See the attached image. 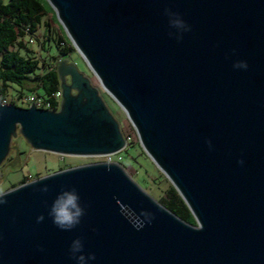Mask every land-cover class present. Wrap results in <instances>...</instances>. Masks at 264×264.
<instances>
[{
	"label": "water",
	"instance_id": "95a60500",
	"mask_svg": "<svg viewBox=\"0 0 264 264\" xmlns=\"http://www.w3.org/2000/svg\"><path fill=\"white\" fill-rule=\"evenodd\" d=\"M46 1L196 225L119 164L91 163L0 194V264H74L75 237L95 254L93 264H264V0ZM164 8L191 26L180 41L168 35ZM237 60L247 70L233 69ZM65 63L57 66L58 111L0 103V162L17 132L32 148L63 155L111 156L126 147L98 90ZM66 187L85 208L70 232L47 217Z\"/></svg>",
	"mask_w": 264,
	"mask_h": 264
},
{
	"label": "rangeland",
	"instance_id": "374dc122",
	"mask_svg": "<svg viewBox=\"0 0 264 264\" xmlns=\"http://www.w3.org/2000/svg\"><path fill=\"white\" fill-rule=\"evenodd\" d=\"M3 1L8 2L9 0ZM46 2L51 12L46 14L44 19L49 22L50 28L55 30L59 35L58 27L60 26L62 29L63 27L56 19L54 8L48 1ZM53 13L55 15L54 20L52 19ZM21 41L26 43V45H28L27 47L33 52L40 54L47 62H55L53 57L59 55V51L52 40L47 42L49 45L48 52L41 49V42L46 41L43 27L39 28L36 32L34 43H29V38L27 36L24 39L21 38ZM64 59L66 60V65L71 64L73 67H76L79 72L88 78L90 85L98 90L99 96L102 97L104 103L119 123L122 136L126 141V147L121 152L111 156L63 155L32 148L31 143H29L20 132H17V135L12 138L10 149L0 162V194L15 188L14 186L21 185L24 180L30 182L60 170L91 163L108 162L119 164L143 190L152 195L156 200L159 199L162 190L171 182L142 149L137 133L129 121L126 112L111 95L105 91L97 76L75 47L69 54V57L63 58L62 60ZM59 63L60 60L57 66H59ZM67 82H70L69 78ZM38 93H41V90H39ZM72 93L75 94V91H72ZM17 96L14 86H11L6 99L7 103L10 104V101H14L20 107H29L24 99L20 100ZM61 100L62 91L61 97L59 98L60 103Z\"/></svg>",
	"mask_w": 264,
	"mask_h": 264
},
{
	"label": "trees",
	"instance_id": "16d2710c",
	"mask_svg": "<svg viewBox=\"0 0 264 264\" xmlns=\"http://www.w3.org/2000/svg\"><path fill=\"white\" fill-rule=\"evenodd\" d=\"M50 12L46 0H9L8 2L0 0L1 100L7 99L9 88L14 86L17 98L20 100L28 94H37L50 102L52 110L57 111L60 108V101L53 97L55 93L61 91L57 63L69 57L74 47L60 26L59 35L50 28L49 22L44 19ZM54 17L53 13V20ZM42 27L46 41L41 42V49L48 52L47 42L52 40L59 51V55L53 57L55 62H47L21 41V38L24 39L26 36L29 39L35 38L36 32ZM39 90L41 93H38ZM9 103L17 105L14 101ZM25 182L26 180L21 184ZM157 201L182 220L196 225L190 209L171 183L162 190Z\"/></svg>",
	"mask_w": 264,
	"mask_h": 264
},
{
	"label": "clouds",
	"instance_id": "9594fccd",
	"mask_svg": "<svg viewBox=\"0 0 264 264\" xmlns=\"http://www.w3.org/2000/svg\"><path fill=\"white\" fill-rule=\"evenodd\" d=\"M163 14L167 17L168 35L170 38L180 41L183 38V34L191 30V26L181 17L180 13L164 8ZM232 67L237 70H247L248 64L244 60H237L232 64ZM205 143L211 149V142L206 140ZM238 163H243V161H238ZM48 190L46 184L40 188L42 193H47ZM4 203L5 201L0 199V206ZM84 215L85 208L81 203L78 191L74 187L61 188L47 206V217L61 231L70 232L75 229ZM43 220L44 215L36 217L37 223ZM145 221L151 222L150 214H146ZM132 227L140 230L144 227V223L133 224ZM68 257L74 264H93L96 259L94 253H85L84 244L80 237H75L71 240L68 246Z\"/></svg>",
	"mask_w": 264,
	"mask_h": 264
},
{
	"label": "built area",
	"instance_id": "2783aa9c",
	"mask_svg": "<svg viewBox=\"0 0 264 264\" xmlns=\"http://www.w3.org/2000/svg\"><path fill=\"white\" fill-rule=\"evenodd\" d=\"M34 40L35 38L33 37H30L29 39V43H34ZM53 97H55L57 100H59V98L61 97V91L60 92H57L53 95ZM24 101L30 106L31 103L33 102L35 104V106L37 108H43V109H49V110H52L51 109V104L50 102L40 96V95H37V94H28L25 98H24ZM0 103H4V104H8L6 100H1L0 99Z\"/></svg>",
	"mask_w": 264,
	"mask_h": 264
},
{
	"label": "flooded vegetation",
	"instance_id": "af4514ba",
	"mask_svg": "<svg viewBox=\"0 0 264 264\" xmlns=\"http://www.w3.org/2000/svg\"><path fill=\"white\" fill-rule=\"evenodd\" d=\"M76 82H77V85H81V81L79 79H77ZM75 95L78 96L79 95L78 92H75Z\"/></svg>",
	"mask_w": 264,
	"mask_h": 264
}]
</instances>
